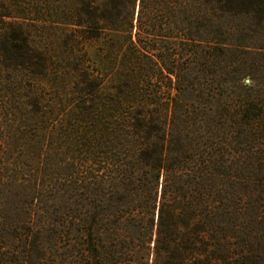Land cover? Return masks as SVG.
Segmentation results:
<instances>
[{"label":"trees","instance_id":"trees-1","mask_svg":"<svg viewBox=\"0 0 264 264\" xmlns=\"http://www.w3.org/2000/svg\"><path fill=\"white\" fill-rule=\"evenodd\" d=\"M0 264H264V0H0Z\"/></svg>","mask_w":264,"mask_h":264},{"label":"rangeland","instance_id":"rangeland-1","mask_svg":"<svg viewBox=\"0 0 264 264\" xmlns=\"http://www.w3.org/2000/svg\"><path fill=\"white\" fill-rule=\"evenodd\" d=\"M18 2H22V3H28V2H35L36 0H17ZM37 17L36 16H30L29 19L31 21L35 20ZM37 20V19H36ZM210 38V37H209ZM51 56H56L55 54H51ZM50 76L48 77H44L42 80H41V86H30V87H25V89L23 90V98H24V101H27V100H31V98L33 97H37V95L41 98H44V99H53V98H58V97H64V99H61L59 98V100H63L64 102H66L69 97H65V95H67L68 92H70V90H68L67 88H69V85L68 83L64 85V87H66L67 91H66V94H61L62 91L60 92V94H57L58 89L61 90L60 88L62 86H60L59 88L55 89L56 87H54L55 85L53 83H51L49 80H52L54 79L56 76V73L54 72L53 69L50 70ZM245 82H248L247 80H245ZM57 85V84H56ZM65 92V91H64ZM66 109V111H69L70 108L68 107H65L64 110ZM63 156V155H62Z\"/></svg>","mask_w":264,"mask_h":264}]
</instances>
